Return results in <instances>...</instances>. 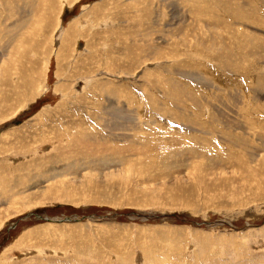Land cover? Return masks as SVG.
<instances>
[{"label": "rangeland", "instance_id": "rangeland-1", "mask_svg": "<svg viewBox=\"0 0 264 264\" xmlns=\"http://www.w3.org/2000/svg\"><path fill=\"white\" fill-rule=\"evenodd\" d=\"M258 17L0 0V264H264Z\"/></svg>", "mask_w": 264, "mask_h": 264}, {"label": "bare ground", "instance_id": "bare-ground-1", "mask_svg": "<svg viewBox=\"0 0 264 264\" xmlns=\"http://www.w3.org/2000/svg\"><path fill=\"white\" fill-rule=\"evenodd\" d=\"M24 1H26V0H24ZM49 7H51V6H49ZM241 7H242V6H241ZM234 8H236V7H234ZM226 9H228V8H226ZM247 10H248V9H247ZM250 11H251V10H250ZM246 13H248V12H246ZM246 13L244 14L242 11L238 10V16L243 15V16L240 17V20H241V21H244V22H245L244 19H248V18H250V19H254V16L251 17V16H250L251 14L248 15V14H246ZM146 16H147V15H146ZM231 16H232V15H231ZM258 18H259V20H260L261 22H264L263 20H261L260 17H258ZM237 30H238V29H237ZM247 39H250V38H247ZM255 39H256V38H255ZM261 39H262V38H261ZM245 41H246V40H245ZM245 41H244V42H245ZM250 41H251V40H250ZM250 43H251V42H250ZM246 45H247V44H246ZM230 54H231V53H230ZM254 82H255V83H253V84H256L258 81L254 80ZM262 83H263V82H262ZM262 83H261V84H262ZM169 86H170V85H169ZM256 86H257V85H256ZM177 87H178V86H177ZM175 91H176V90H175ZM178 92H179V91H178ZM169 96H170V95H169ZM179 96H180V95H179ZM176 97H177V96H176ZM170 98H172V96H171ZM177 99H178V98H177ZM173 100H174V99H173ZM175 100H176V99H175ZM112 123H113V122H112ZM114 124H115V123H114ZM193 126H194V125H192V127H193ZM101 128H102V127H101ZM121 129H122V128H121ZM125 130H126V129H125ZM229 130H230V129H229ZM82 131H83V130H82ZM227 132H228V131H227ZM82 134H83V133H82ZM222 135H223V134H222ZM227 135H228V134H227ZM80 136H82L83 139H86V138L88 139V138H90L91 140L96 141V140L94 139V137L91 138V135H90V134H89V135H88V134H83V135L80 134ZM99 136H100V135H99ZM187 137H188V136H187ZM193 137H194V136H193ZM231 137H233V136H231ZM80 138H81V137H80ZM80 138H77V140H79ZM191 138H192V137H191ZM75 139H76V138H75ZM196 139H197V138H196ZM188 140L191 141V140H193V138H192V139H188ZM188 140H187V141H188ZM234 140H235V139H234ZM203 141H204V140H203ZM203 141H202V142H203ZM83 142H85V141H83ZM193 142H194V141H193ZM200 142H201V141H200ZM224 142H225V141H224ZM236 142L238 143V141H236ZM225 143H226V142H225ZM233 143H234V142H233ZM80 144H81V143H80ZM240 144H241V142H240ZM198 145H199V144H198ZM228 145H230V144H228ZM231 145H232V144H231ZM242 146H244V145L242 144ZM198 148H199V147H198ZM201 148H202V147H201ZM194 151H195V149H194ZM196 151H197V150H196ZM194 154H199V153H198V152H195ZM249 157H250V156H249ZM252 158H253V157H252ZM200 159H201V158H200ZM196 160H197V159H196ZM212 161H213V160H212ZM254 161H255V159H254ZM261 161H262V160H261ZM215 163H216V162H215ZM212 164H213V163H212Z\"/></svg>", "mask_w": 264, "mask_h": 264}]
</instances>
